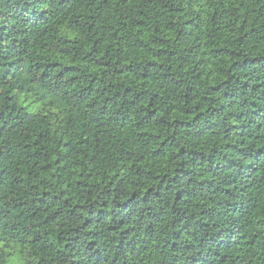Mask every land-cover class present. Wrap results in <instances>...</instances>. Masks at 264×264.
<instances>
[{"label":"trees","instance_id":"1","mask_svg":"<svg viewBox=\"0 0 264 264\" xmlns=\"http://www.w3.org/2000/svg\"><path fill=\"white\" fill-rule=\"evenodd\" d=\"M0 264H264V0H0Z\"/></svg>","mask_w":264,"mask_h":264},{"label":"clouds","instance_id":"2","mask_svg":"<svg viewBox=\"0 0 264 264\" xmlns=\"http://www.w3.org/2000/svg\"><path fill=\"white\" fill-rule=\"evenodd\" d=\"M249 258H251V257H249ZM126 259L134 260V258H126Z\"/></svg>","mask_w":264,"mask_h":264}]
</instances>
